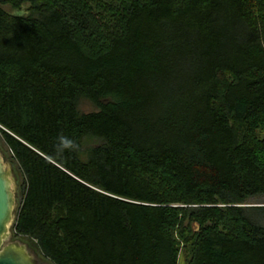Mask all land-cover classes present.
Listing matches in <instances>:
<instances>
[{"label":"trees","instance_id":"obj_1","mask_svg":"<svg viewBox=\"0 0 264 264\" xmlns=\"http://www.w3.org/2000/svg\"><path fill=\"white\" fill-rule=\"evenodd\" d=\"M0 134L51 264H264V0H0Z\"/></svg>","mask_w":264,"mask_h":264},{"label":"water","instance_id":"obj_2","mask_svg":"<svg viewBox=\"0 0 264 264\" xmlns=\"http://www.w3.org/2000/svg\"><path fill=\"white\" fill-rule=\"evenodd\" d=\"M15 186L10 165L0 152V264H51L42 262L27 244L11 241ZM177 264H188L185 251L177 247Z\"/></svg>","mask_w":264,"mask_h":264},{"label":"rangeland","instance_id":"obj_3","mask_svg":"<svg viewBox=\"0 0 264 264\" xmlns=\"http://www.w3.org/2000/svg\"><path fill=\"white\" fill-rule=\"evenodd\" d=\"M24 11H25V7H23L21 12L24 13ZM79 109H80V111L87 113V112L94 111L95 107L91 103H89L87 101H82L79 104ZM0 152L3 154V157H4L5 161H7L8 164L10 165V168H11V171H12L13 180H14V186H15V208H14V213H13L14 214L13 215V217H14L13 219L15 220L16 212H17V209H18V206H19V203H20V198H21V192H22L21 191V189H22L21 188V184H22L23 179H22L21 174L19 172V168H18L17 163L11 159V155H10V153L8 151V148L6 147L5 143L2 140L1 134H0ZM243 204L245 206L264 207V200H263V198H260V197H254V198L246 199L243 202ZM14 220H13V223H14ZM13 223H12V225L10 227V233L12 235L11 241H19L21 243L27 244V246L34 252V254L42 262L50 263L48 260L43 258V255L41 254L40 250L38 249V247L36 246L35 242L32 239H30L29 237H26V238H23V237L15 238L14 237V233L12 231ZM180 245L182 247H184V243L181 242ZM181 246H180V248L183 249Z\"/></svg>","mask_w":264,"mask_h":264},{"label":"clouds","instance_id":"obj_4","mask_svg":"<svg viewBox=\"0 0 264 264\" xmlns=\"http://www.w3.org/2000/svg\"><path fill=\"white\" fill-rule=\"evenodd\" d=\"M78 151L79 145L76 141L73 139H70L69 137L59 134L57 136V141L55 144V155L54 157H49V159H59L63 157V153L65 151Z\"/></svg>","mask_w":264,"mask_h":264}]
</instances>
